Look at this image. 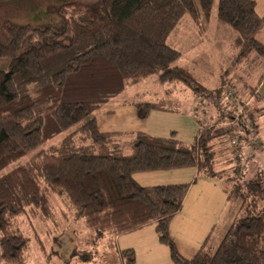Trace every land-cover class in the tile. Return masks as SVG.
<instances>
[{
  "label": "trees",
  "instance_id": "16d2710c",
  "mask_svg": "<svg viewBox=\"0 0 264 264\" xmlns=\"http://www.w3.org/2000/svg\"><path fill=\"white\" fill-rule=\"evenodd\" d=\"M214 0H98L95 19L82 22L76 1L57 8L63 26L5 25L7 43L0 57V170L56 135L61 141L0 176V264H28V237L18 216L32 211L51 218L52 194L67 199L84 226L98 235L115 236L154 223L176 264H264V196L243 195L240 184L227 183L229 201L242 199L243 216L230 226L215 247L208 236L196 254L183 257L170 235V223L182 209L189 184L142 186L140 171L193 166L199 174L223 179L215 169L214 142L227 133L220 126H200L188 145L176 138L147 132H104L92 114L124 89L163 72L160 80L183 83L195 93L207 88L184 66H172L182 52L168 45L184 16L196 23L209 19ZM217 16L237 33V61L253 53L264 58L256 37L264 15L256 0H219ZM140 118L152 110L176 111L172 102L136 103ZM86 141V142H84ZM250 190L258 180L249 181ZM254 211V212H253ZM124 264H134V249L120 252ZM90 257V256H88Z\"/></svg>",
  "mask_w": 264,
  "mask_h": 264
},
{
  "label": "rangeland",
  "instance_id": "374dc122",
  "mask_svg": "<svg viewBox=\"0 0 264 264\" xmlns=\"http://www.w3.org/2000/svg\"><path fill=\"white\" fill-rule=\"evenodd\" d=\"M68 1L83 6V12L77 16L80 21L95 19L98 0H0V43L8 42L6 24L59 30L63 18L57 8ZM218 2L213 1L209 19L201 18L204 36H200L197 22L186 15L167 41L182 52L172 66L187 67L207 88L206 93H195L183 83L163 82L160 80L163 71L158 69L146 79L127 86L92 114L100 130L143 131L162 137L174 134L188 145L195 141L200 126L215 125L228 130L214 142L213 149L215 169L224 170L223 179L198 174L193 166L134 174L142 186L189 184L183 207L169 228L179 253L187 259L196 254L209 234L210 244L215 247L228 228L243 216L242 199L229 201L223 191L226 178H234L227 186L240 184L243 195H260V188H264V58L253 53L248 59L237 61L238 33L225 23L216 30ZM258 33L257 39L264 43V29ZM8 68V59L0 57V70ZM161 100L171 101L176 111L156 109L146 118L139 117L136 103ZM65 134L56 135L6 165L0 176L39 151L58 144ZM253 180H258L259 186L250 190L247 184ZM50 203L54 213L49 219L29 210L17 217L20 229L29 239L28 264H123L120 251L128 247L135 251L134 264H176L169 246L160 241L154 223L116 237L110 233L98 235L84 226L66 198L52 194ZM259 204L253 214L262 211L264 196Z\"/></svg>",
  "mask_w": 264,
  "mask_h": 264
},
{
  "label": "crops",
  "instance_id": "0c3cea01",
  "mask_svg": "<svg viewBox=\"0 0 264 264\" xmlns=\"http://www.w3.org/2000/svg\"><path fill=\"white\" fill-rule=\"evenodd\" d=\"M262 1H263V0H256V10H257V12H258L259 15H261V14L264 15V6H262ZM197 24L199 25V28H200V33H199V34H200V36L202 37V36H204L205 33H206V32H205V33L203 34V32H204L205 29L203 28V24H202V22H201V23H197ZM213 25H214L215 27H216V25H217V27H216V30H217V28H218V29L222 28L224 24L220 22V20L218 19V16H217V22H216V25H215V24H213ZM211 28H212V26L210 25L209 29H211ZM206 30H207V29H206ZM261 31H262V29H261ZM261 31H260V32H261ZM260 32H259V33H260ZM259 33H258V34H259ZM212 35H215V32H214ZM211 38H212V36H211ZM236 38H237V37H236ZM236 38H235V43H236ZM258 39H259V38H258ZM202 40H203V39H202ZM259 40L261 41V39H259ZM261 42L263 43V41H261ZM263 44H264V43H263ZM198 130H199V129H198ZM101 131H104V132H113V131H123V130L104 129V130H101ZM125 132H126V131H125ZM153 135H154V134H153ZM196 171H197V169H196ZM197 173H198V171H197ZM198 174H199V173H198ZM166 184H168V183H166ZM223 191H224V188H223ZM184 202H185V200H184ZM183 204H184V203H183ZM229 228H230V227H229ZM229 228H228V229H229ZM227 231H228V230H227ZM227 231H226V232H227ZM225 234H226V233H225ZM209 235H210V234H209ZM209 235H208V236H209ZM117 236H118V235H117ZM208 236H207V237H208ZM115 237H116V236H115ZM207 237H206V238H207ZM223 237H224V236H223ZM223 237H222V238H223ZM210 238H211V237H210ZM222 238H221V239H222ZM154 239H155V238H154ZM221 239H220V240H221ZM152 244H153L154 247H157V246L155 245V243H152ZM130 248L133 249V247H128L127 249H130ZM162 251H163V250H162ZM120 252H121V251H120ZM120 256H121V254H120ZM183 256H184V255H183ZM185 258H187V257H185ZM190 258H192V257H190ZM190 258H188V259H190ZM121 259H122V263L124 264V261H123V258H122V257H121ZM156 264H159V263H156Z\"/></svg>",
  "mask_w": 264,
  "mask_h": 264
}]
</instances>
